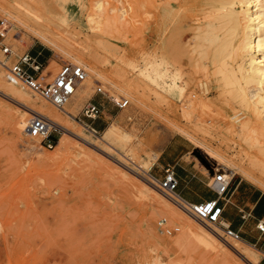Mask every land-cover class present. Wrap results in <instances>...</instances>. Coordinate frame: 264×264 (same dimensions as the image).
<instances>
[{
	"label": "rangeland",
	"instance_id": "obj_1",
	"mask_svg": "<svg viewBox=\"0 0 264 264\" xmlns=\"http://www.w3.org/2000/svg\"><path fill=\"white\" fill-rule=\"evenodd\" d=\"M152 1H66L69 30L66 32L64 26H59V40L67 51L84 62V66L67 54L57 53L53 46L29 34L0 10V18L5 19L7 27L3 42L10 49L6 55L0 52V60L4 63L10 64L18 55L27 52L41 63L42 72L48 78L65 61L79 63L88 73L90 65L82 51L90 46L91 51L96 53L97 68L105 75V78H97L88 73L64 106L70 116L61 114L63 119L79 128L87 140L66 136L65 131L57 127V139L51 147H44L36 137L27 134L30 115L24 112V107L6 100L0 93V264L242 263L220 248H208L207 242L201 241L196 230L187 224L189 221L181 207L170 197L166 195L180 208L173 206L175 210H165L135 180L120 172L119 166H124L121 161H125L135 176L156 187L149 174L159 175L160 167L165 163L173 164L175 171L179 164L188 166L190 162L186 151L197 147L212 166L203 178L204 182L216 172L213 167L222 170L226 176L231 175L229 186L239 176L253 182L195 146L175 129V121L155 114L151 91L154 44ZM54 2L51 1V4ZM96 2L101 6V12L96 16L100 29L94 32V37H90L92 33L87 19L93 13ZM185 21L182 25L184 29L193 22L188 18ZM189 36L186 34L174 41L180 69L177 99L170 96L159 106L171 115L176 112L178 125L189 129L194 137H204L212 147L245 164L240 158L238 145L218 132V128L211 130L210 134L203 133L195 121L181 116L184 81L186 92L193 90L207 98L210 105L201 113L204 119L212 115L210 121L213 122L216 112L224 110L231 115V110L237 108L232 99H224L218 94L214 82L208 79L211 78L209 70L206 78L200 65L195 67L189 63L182 52V45L189 40ZM0 72L4 74V67L0 66ZM199 79L206 80V91L201 92L197 85ZM120 82L123 87H118ZM21 85L38 105L43 104L61 113L24 84ZM97 85L104 92H96ZM118 96L128 99L124 107L113 104L111 98ZM88 99L99 108L93 118L84 117L80 112ZM22 114L27 115V121L19 132L15 122ZM110 125L127 133L128 141L109 149L100 137ZM62 136L67 137L69 143L56 153L54 147ZM142 162H147L148 169L145 171L137 165ZM196 174L201 175L199 170ZM201 188L202 197L214 195L206 184H202ZM227 195L228 191L224 198ZM180 211L182 214L179 216ZM162 219V225L177 226L178 229L170 234L164 233L157 226ZM223 223H226L224 219ZM248 246L255 249L258 243ZM260 264H264V260Z\"/></svg>",
	"mask_w": 264,
	"mask_h": 264
},
{
	"label": "bare ground",
	"instance_id": "obj_2",
	"mask_svg": "<svg viewBox=\"0 0 264 264\" xmlns=\"http://www.w3.org/2000/svg\"><path fill=\"white\" fill-rule=\"evenodd\" d=\"M31 1L33 3L23 0H5L0 2V10L29 34L53 46L57 53L67 54L84 66V62L67 51L59 40L61 36L58 27L62 25L66 32L69 30L67 27L70 20L69 12L65 5V2L69 0ZM51 1L55 2L51 4ZM95 4L97 5L93 13L87 19L88 28L92 33L90 37H94V32L100 29V21L96 16L98 12H101V6L98 2ZM152 4L154 44L151 91L155 114L160 118L175 121L173 123L175 129L190 139L195 146L200 147L218 163L247 176L264 189V0H153ZM185 18L193 22L184 29L182 25L186 22ZM12 20L9 19L10 23L14 24ZM186 34L190 36L189 40L182 45V52L189 63L195 67L200 65L199 68L205 71L206 78L207 70H209L208 74L211 78L208 79H212L218 94L224 99L228 97L232 99L237 108L231 110V115L224 110L214 113L216 117L213 122L210 121L213 118L212 115L204 119L201 113L208 107L207 98L193 90L186 92L184 81L180 99L181 116L186 120L195 121L203 133L210 134L211 130L218 128V132L227 135L233 143L238 145L240 158L246 165L228 157L219 148L212 147L204 137H194L189 129L178 125L176 112L171 115L159 106L170 96L177 99V79L180 69L174 41L183 38ZM87 41H90V38H87ZM90 48L88 46L82 51L90 65L88 73L97 78H105L103 71L96 66V53ZM0 66L4 67L2 62ZM88 73L86 72V76ZM85 79L86 77L80 84ZM197 85L201 92L206 91L205 79H199ZM118 87H123L121 82L118 83ZM77 89L61 108L55 107L61 112L58 113L43 104L38 105L21 83L6 80L4 74L0 72V93L6 100L24 107V112L28 115L38 113L47 117L50 123L62 128L66 136L73 135L79 139H86L79 128L63 119L61 115L70 116L64 106L75 95ZM26 114L20 115L15 122L19 132H22L26 124ZM100 139L110 149L126 143L129 135L120 131L117 126L110 125L105 128ZM66 143H69L68 138L60 137L54 152L59 153L66 147ZM121 163L124 166H119L120 172L124 173L128 179L135 180L134 182H137L139 187L149 193V196L160 203L165 210L171 211L175 210L173 206L178 207L172 202L173 200L168 199V194L135 176L125 161ZM137 165L143 171L148 169L147 162ZM181 210L189 221L187 222L189 227L196 230L201 241L207 242L208 248H220L226 254L237 258L242 262L241 264H256L260 255L254 248L241 239L232 241L225 239L220 227L216 224L201 220L199 222L184 209L181 208ZM180 213L181 211L178 215ZM220 220L223 223V220Z\"/></svg>",
	"mask_w": 264,
	"mask_h": 264
},
{
	"label": "built area",
	"instance_id": "obj_3",
	"mask_svg": "<svg viewBox=\"0 0 264 264\" xmlns=\"http://www.w3.org/2000/svg\"><path fill=\"white\" fill-rule=\"evenodd\" d=\"M6 28L5 19L0 18V52L5 55L10 52L7 43L3 42ZM0 62L4 65V77L6 80L10 82L18 81L24 84L30 91L58 108H61L86 77V70L82 65L65 61L59 65L54 75L48 78L42 72L43 66L41 63L27 52L18 55L10 64L3 63L1 60ZM94 90L96 92H104L98 85ZM111 100L119 108L124 107L128 102V99L122 96L112 97ZM98 111L97 105L89 99L80 108L81 115L87 118L95 117ZM57 127L50 123L47 117L38 113H32L27 122V134L36 137L38 142L44 147H51L55 139H57ZM213 168L216 172L207 178L205 184L214 192L215 196L199 201H188L176 191L177 176L173 164L165 163L160 167L159 175L149 174V176L158 189L168 194L173 201L195 219L216 224L220 227L222 234L228 238L241 239L238 229H234L228 223H222L220 220L222 219V204H218V200L223 199L224 202L226 201L224 195L228 190L231 175L226 176L222 170L217 169V167ZM246 215L247 213L242 212L240 217L243 218ZM163 222V219L162 221H158L157 226L166 234H170L178 229L177 226L162 225ZM255 227L260 232H264V221L258 219Z\"/></svg>",
	"mask_w": 264,
	"mask_h": 264
},
{
	"label": "crops",
	"instance_id": "obj_4",
	"mask_svg": "<svg viewBox=\"0 0 264 264\" xmlns=\"http://www.w3.org/2000/svg\"><path fill=\"white\" fill-rule=\"evenodd\" d=\"M188 149V166L178 165L175 174L177 176L176 191L188 201H199L202 199L213 198L214 195H206L202 197V184H205L203 178L208 175L209 169L212 167L208 158L198 150V155L190 152ZM194 165H196L194 167ZM199 168H202L201 171ZM199 170L201 175L196 174ZM186 177V180L184 179ZM199 187L198 190L196 188ZM228 195L226 201L218 200V204H222V220L224 219L230 227L238 229L241 239L248 245H256L261 255L256 262L260 264L264 260V232L255 229V223L258 219L264 218V190L255 185L246 178L239 176L235 179L232 186H228ZM227 203L224 210V205ZM242 212L247 213L243 218L240 217ZM254 230V231H252Z\"/></svg>",
	"mask_w": 264,
	"mask_h": 264
},
{
	"label": "trees",
	"instance_id": "obj_5",
	"mask_svg": "<svg viewBox=\"0 0 264 264\" xmlns=\"http://www.w3.org/2000/svg\"><path fill=\"white\" fill-rule=\"evenodd\" d=\"M198 150H199V149H198L197 147H194V148L192 149V153L198 155V154H199V153H198ZM198 156H199V155H198Z\"/></svg>",
	"mask_w": 264,
	"mask_h": 264
}]
</instances>
